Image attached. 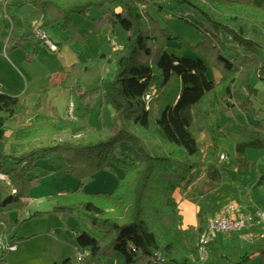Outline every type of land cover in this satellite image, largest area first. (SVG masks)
I'll list each match as a JSON object with an SVG mask.
<instances>
[{"label":"trees","instance_id":"1","mask_svg":"<svg viewBox=\"0 0 264 264\" xmlns=\"http://www.w3.org/2000/svg\"><path fill=\"white\" fill-rule=\"evenodd\" d=\"M150 1L25 0L22 4L33 10L23 18L22 26L10 33L8 44L18 48L35 37L38 27L77 29L72 15H88L93 9L102 13L93 18L100 28L108 26L113 33L121 28L128 33L120 48L64 68L62 88L82 97L101 90L103 102L114 108L107 127L89 125L88 132L75 143L43 149L35 146L39 136H57L77 125L71 117L65 118L49 107L47 89L38 91L33 112L25 94L0 90V172L8 173L16 188L0 200V211L24 200L30 187L38 183V177L29 174L36 167L40 150L44 156L52 152L68 156L73 171L81 176L93 178L100 169H114L112 163L124 168V175L112 191L88 192L80 184L49 197L52 211L64 219L80 211L88 227L102 233L96 237L86 229L77 231L75 244L83 258L74 263L73 256L62 264H108L105 260L115 259L118 254L124 255L125 264H193L191 248L200 245L201 231L194 225L183 227L177 194L178 189L192 183V171L198 166V143L191 131L192 109L198 107L206 128L217 140L220 126L213 119L220 111V99L232 105L231 100L238 99L239 94L256 92L252 81L255 75L264 80V0H175L197 9L210 25L196 26L202 37L197 44L162 26L146 7ZM222 31L229 33L244 53L229 50L220 35ZM112 64L113 76L103 80L101 70ZM210 70L219 73V78H211ZM174 77L179 91L173 103L160 111L154 99ZM92 84L95 87L90 88ZM147 94L151 101L146 100ZM89 106L86 103L79 116L86 124ZM15 117L23 124L11 128L9 124ZM248 126L250 132L264 135L258 125ZM145 139L159 140L165 153H151ZM122 141L137 148L138 160L123 159L115 152ZM217 152L218 148L210 145L204 160H213ZM256 171L259 184L250 196L262 197L264 209V157L257 162ZM42 212L35 211L32 216ZM10 230L9 225L0 227V233L8 234ZM252 231V251L234 264H246L256 257L264 262V224ZM14 238L11 241L15 242Z\"/></svg>","mask_w":264,"mask_h":264},{"label":"rangeland","instance_id":"2","mask_svg":"<svg viewBox=\"0 0 264 264\" xmlns=\"http://www.w3.org/2000/svg\"><path fill=\"white\" fill-rule=\"evenodd\" d=\"M146 7H148L150 14L158 19L162 26L169 27L171 33L183 36L192 44H197L202 40V37L196 32V26L199 27L204 25L205 27L210 28V25L206 23L198 10L186 3H178L175 0H151ZM159 7L162 8L159 10ZM32 8V6L26 5L22 12L28 15ZM101 14V11L93 9L88 15H72L73 23L78 25V34L80 37L75 36L72 29L62 30L58 25L46 28L45 31L48 36L52 38L53 42L59 45V50L56 52L51 51L37 35H35L33 39L24 42L25 48L21 46L18 49L20 55L25 56L27 54L28 56L25 60L26 62L19 65V70L24 71L28 75L31 83L30 88H33L31 91L36 90V95L34 93L30 94L29 98L35 96L32 100H27V104L29 102L28 106H30L32 110L35 109L33 107L34 103L32 102H35L36 96L38 99V91L41 89H47L46 100L50 108H54L61 116L68 115L69 117H72V115H77L75 116L76 118H72L73 121L77 123L76 127L68 128L57 136H39L35 140V146L39 148L43 149V147L45 148L63 142L75 143L80 137L88 132L89 125L95 128H104L110 123L111 116L114 114V108L112 105L103 102L101 90L97 89L82 97L76 92L62 88L60 85L62 76L58 75L61 72L66 75L64 67L69 69L75 63L80 64L89 61L99 53H109L123 45L121 44V37L119 35V33L122 34L125 32L123 29L120 28L118 32L113 33L111 32L110 27L107 26L100 28V26L93 20L94 17L101 16ZM4 15L6 17V14ZM11 22L12 24H16L14 17ZM0 34L2 37H5L7 31L5 30L2 33L0 31ZM220 35L230 48L229 50L233 49L244 53L238 44L233 41L229 33L222 31ZM67 36L72 38L70 42L67 41ZM123 40H127V37L125 36ZM186 54L194 56L195 53L187 52ZM114 71V64L104 67L101 70V78L103 80H108L113 76ZM209 76L219 77V73L210 70ZM253 84L256 88V92L252 95L246 92L244 94H239V96H237L238 99L231 100L233 103L232 105H229L225 99H220V111L216 115V118L214 117L213 119L215 125L220 126L217 131L219 136L216 140V144L219 146L225 144V135L228 134L226 129L228 130L231 127L235 128L240 122L242 125L246 126L249 123L258 124L261 121L264 124V80L255 75L253 77ZM89 87L93 88L95 85L92 84ZM178 91V79L177 77H174L162 94L154 99L156 107L161 111L167 103H173ZM219 95L221 97L223 95L222 92H219ZM151 99L152 97L149 100L151 101ZM71 102L74 104V113H72V115H70L71 113L69 112V105ZM86 103H90V111L87 115L86 121L87 124L83 123L79 117L84 113ZM193 111L195 113V120L191 126V131L200 136V129L203 125L205 128L206 126L201 116L197 114V106L193 108ZM18 119L19 121H22L21 118ZM252 127L255 126L253 125ZM144 143L145 147L154 155L165 153L159 140L150 141L145 139ZM42 152L44 151L40 150V156L36 160V167L29 174V177L39 176L37 178L39 181L37 184L30 187L27 196H25L26 198H29L28 203H30L28 204L29 206L27 205V208L32 210V214L36 209H51L50 212L46 213L53 214V217H58L60 220L64 221L68 217L64 219L62 215L52 211V201L47 195L55 193L61 194L65 189L73 190L80 184L88 192H96L100 190L109 192L115 189L119 177L124 175V168L120 167L118 164L112 163L114 169H100V171L96 172L93 178L81 176L77 171H73L72 165L68 162V156L63 155L61 152H52L49 156H44L42 155ZM115 152L119 154L121 158L129 161L139 159V151L128 141L118 143L115 147ZM2 173L7 175L9 183L0 182V200L3 196L13 192L12 185L15 187L10 175L6 172ZM23 206L24 201H21L7 207L6 209L10 208L8 211H0V218L11 220L12 225L16 227L19 234L27 232L26 227L28 226V224L25 223L27 221L25 219L27 214L20 213L18 209ZM81 215H83L82 212L77 210L75 213L71 214V216L78 219L79 223H82L83 227L81 226L80 229L83 228L89 230L92 235L101 237L102 233L88 227L86 220ZM6 226L7 222L4 221V226H2V228H6ZM227 245V242L223 244L219 243L217 244V247L224 251L225 254H230L232 258L239 260V251L234 252L232 249L226 250ZM17 250L13 252L8 251V253H16ZM220 256L221 253L217 250L212 264H216L215 261L217 260L219 262L222 261ZM241 256H243V252L241 253ZM117 259L118 260L115 262H111V264H125L123 254H118ZM77 261L78 259L74 258V263ZM260 261H262L261 258L258 260L254 259V262H251V264H257ZM62 262L63 259L61 264ZM106 262H109V260L106 259ZM15 264H23V262L19 260Z\"/></svg>","mask_w":264,"mask_h":264},{"label":"crops","instance_id":"3","mask_svg":"<svg viewBox=\"0 0 264 264\" xmlns=\"http://www.w3.org/2000/svg\"><path fill=\"white\" fill-rule=\"evenodd\" d=\"M24 1L0 0V31L1 33L5 30L7 31L5 37H2L0 34V90L15 95L25 94L29 101V99L32 100L36 95V90L31 91L33 88H30L31 83L28 75L24 71L19 70V65L25 63L28 56L27 54L25 56L20 55L18 53L19 47L13 48L8 44L12 29L20 28L23 24V18L27 15L22 12L25 6L28 5H23ZM4 14H6V17ZM13 17L16 20V24H12L11 22ZM75 25L77 29L73 30V33L75 36L80 37L78 25ZM119 35L121 37V44H124L126 40L123 39L125 36L127 37L128 33H119ZM66 38L69 42L72 39L70 36ZM23 47L25 48V43ZM62 74L64 73L61 72L58 75H61L63 80L66 75ZM211 78L218 79L219 77L212 76ZM32 93L35 95L29 98ZM35 99V102H32L34 103V108L36 107L37 96ZM29 109L32 112L34 111L30 106ZM193 115L195 120L194 111ZM63 117L68 118L69 116L63 115ZM22 124V121H19L15 117L12 119L10 127L16 128ZM249 124L258 125L264 131L262 121L258 124ZM248 125H242L240 122L237 127L226 129L228 134L225 135V144L223 146L216 144L214 136L204 125L200 129V136L192 131L198 143V166L192 171V183L181 187L177 191L179 210L183 217L184 228L194 225L200 229L202 234L207 227L208 221L212 217L224 213L231 201L238 202L247 211L261 207L263 198H252L250 193L259 184L256 164L264 157V135L258 136L250 132L252 128ZM210 145L216 146L218 152L215 154L213 160L205 161L204 158ZM221 154H226V158L221 160ZM51 195L53 194L47 195V197ZM28 200V197L22 200L24 201V206L18 208L20 213L27 214L25 218L27 220L25 223L28 224L26 227L27 232L19 234L16 227L12 225L11 220L0 218V221H6L7 225L11 227L8 233L9 238L15 235L14 241L18 244L16 253L10 254L8 251H0V264H15L19 260L23 264H53L55 262L61 264L62 259L64 262L66 259L76 256L75 234L77 231L83 229H80L82 223H79L78 219L71 215L64 221L58 217H53V214L46 213L50 212L51 209H36V211L44 212L32 216V210L27 208V205L30 203H28ZM9 209H5L4 212ZM249 231L213 232L210 240L211 243L209 242L207 245L206 257L200 245H195L191 248L193 264H212L217 250L221 253L220 257L222 261L219 262L217 260L215 261L216 264H234L242 260L253 249L251 238L246 234ZM226 242L228 244L226 250L239 251V260L218 249L217 244ZM242 252L243 256H241ZM254 259L258 260L260 258L256 257ZM254 259L246 264H251V262H254ZM108 260L110 263H106L111 264V262H115L118 259L116 257L115 259ZM257 264H264V262L260 261Z\"/></svg>","mask_w":264,"mask_h":264},{"label":"built area","instance_id":"4","mask_svg":"<svg viewBox=\"0 0 264 264\" xmlns=\"http://www.w3.org/2000/svg\"><path fill=\"white\" fill-rule=\"evenodd\" d=\"M36 35L41 41L51 50L58 51V45L53 42V40L48 36L45 30L38 27L35 30ZM151 98L150 94L146 95V100ZM69 112L74 113V104L73 102L69 105ZM76 118L72 115L71 118ZM226 158V154H221L220 159L223 160ZM9 179L5 173L0 172V182H8ZM12 191L16 192V188L12 185ZM264 224V209L262 207H256L254 210H244L238 202L231 201L227 206L224 213L212 217L207 224L205 231L200 235L199 243L204 256L207 255V245L211 240L213 232H239V231H248L247 234L249 238L253 237L252 229L256 226H261ZM4 226V221L0 222V227ZM18 249L16 242L11 241L7 234H0V251H15ZM76 258L78 261H81L83 254L81 251H76Z\"/></svg>","mask_w":264,"mask_h":264}]
</instances>
